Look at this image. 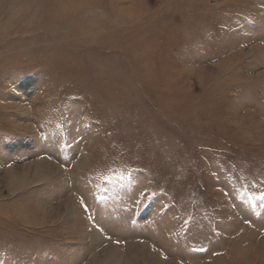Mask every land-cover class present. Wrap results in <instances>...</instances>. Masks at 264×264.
Here are the masks:
<instances>
[{"label": "rangeland", "instance_id": "obj_1", "mask_svg": "<svg viewBox=\"0 0 264 264\" xmlns=\"http://www.w3.org/2000/svg\"><path fill=\"white\" fill-rule=\"evenodd\" d=\"M0 264H264V0H0Z\"/></svg>", "mask_w": 264, "mask_h": 264}]
</instances>
